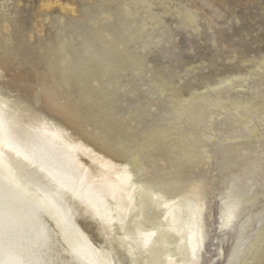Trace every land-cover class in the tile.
Returning a JSON list of instances; mask_svg holds the SVG:
<instances>
[{"label":"rangeland","instance_id":"374dc122","mask_svg":"<svg viewBox=\"0 0 264 264\" xmlns=\"http://www.w3.org/2000/svg\"><path fill=\"white\" fill-rule=\"evenodd\" d=\"M110 47L124 58V70H106L101 64V54ZM69 53L78 56L77 63L93 87L92 97L106 104V123L94 121L85 104L79 112L73 111L78 113L79 126L53 109L52 102L67 104L66 86L57 72L69 64L64 61ZM0 89L12 101L68 126L69 132L106 155L97 130L106 139L110 137L106 131L138 130L144 138L142 131L158 123L160 128L167 125L162 130L176 133L187 124L174 121L171 108L192 95H207L208 117L188 129L199 135L202 146L183 173L209 180L212 240L201 261L213 258V264H225L240 233L237 227L219 229L217 195L227 149L237 158H257L264 151V0H0ZM234 100L250 104L238 110ZM235 116L251 121L233 127L228 120ZM251 128L259 131L260 138H251ZM178 138L171 135L145 158L143 175L154 169L174 173L179 168L171 165ZM111 160L125 164L116 157ZM261 178L264 175L258 173L248 184ZM255 190L256 200L249 209L253 217L243 231L248 242L264 231V184ZM78 221L97 246L103 244L97 222L82 217ZM254 248L253 253H262L264 264V241Z\"/></svg>","mask_w":264,"mask_h":264},{"label":"bare ground","instance_id":"6f19581e","mask_svg":"<svg viewBox=\"0 0 264 264\" xmlns=\"http://www.w3.org/2000/svg\"><path fill=\"white\" fill-rule=\"evenodd\" d=\"M112 47L99 55L101 64L106 70H124V58L114 54ZM77 58L76 54L65 55L64 61L69 60V64L60 67L57 75L66 86L67 104L52 102L53 109L70 124L79 126L78 113L73 111L79 112V106L85 104L93 120L101 123L109 117L105 115L108 108L103 101L92 97L93 87L88 85ZM166 85L159 83L161 87ZM11 99L0 89V189L4 190L3 199L11 203L10 215L6 214L0 224V261L5 264L25 260L33 264L214 263L213 258L201 261L208 240H212L209 197L213 192L209 180L183 173L197 148L202 146L199 135L188 129L208 117L207 95H192L177 103L172 111L169 109L174 121L184 120L187 124L176 129V133L172 129L162 130L158 123L142 131L144 138L139 137L138 130L120 134L106 131L110 135L106 139L97 130V139L108 155L69 132L68 126ZM246 104L250 103L234 100L233 106L239 110ZM228 121L234 127L251 119L242 121L235 116ZM175 134L179 141L171 150L174 155L171 165L179 168L174 173L154 169L152 174L143 175L145 158ZM250 135L260 138L256 128L250 129ZM227 150L225 176L217 195L219 229L237 227L240 233L225 256V264H261L262 253H253V249L264 241V231H259L249 242L243 231L253 217L249 209L256 200L255 188L264 184V178L248 184L254 175H264V151L257 158H237L232 150ZM110 157L125 164L117 165ZM182 174L187 178H182ZM8 189L12 190L11 194ZM36 206L39 212L34 211ZM230 209L233 215L228 221ZM79 217L100 225L102 245L97 246L91 240ZM217 255L221 257L223 252Z\"/></svg>","mask_w":264,"mask_h":264},{"label":"snow or ice","instance_id":"6c2138e0","mask_svg":"<svg viewBox=\"0 0 264 264\" xmlns=\"http://www.w3.org/2000/svg\"><path fill=\"white\" fill-rule=\"evenodd\" d=\"M8 193L11 194L12 190L8 189ZM3 196H4V190L0 189V224L3 223L5 215L6 214L10 215V213H11V203L10 202H6L3 199ZM39 210H40L39 206H36L34 208L35 212H39ZM232 215H233V210L230 209L228 214H227V220L228 221H230L232 219ZM0 264H5V262L4 261H0ZM8 264H33V262L29 261V260H25L23 262H20V261L8 262Z\"/></svg>","mask_w":264,"mask_h":264}]
</instances>
